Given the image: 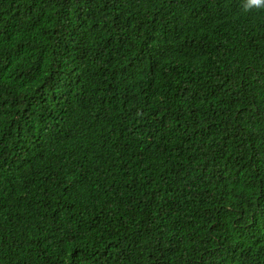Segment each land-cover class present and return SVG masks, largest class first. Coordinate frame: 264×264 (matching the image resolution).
<instances>
[{"label": "trees", "instance_id": "trees-1", "mask_svg": "<svg viewBox=\"0 0 264 264\" xmlns=\"http://www.w3.org/2000/svg\"><path fill=\"white\" fill-rule=\"evenodd\" d=\"M0 264H264V6L0 0Z\"/></svg>", "mask_w": 264, "mask_h": 264}, {"label": "clouds", "instance_id": "clouds-1", "mask_svg": "<svg viewBox=\"0 0 264 264\" xmlns=\"http://www.w3.org/2000/svg\"><path fill=\"white\" fill-rule=\"evenodd\" d=\"M247 6H256L261 7L264 6V0H247Z\"/></svg>", "mask_w": 264, "mask_h": 264}]
</instances>
